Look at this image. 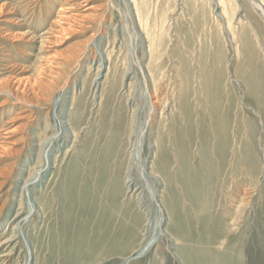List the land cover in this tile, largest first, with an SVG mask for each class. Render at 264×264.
I'll list each match as a JSON object with an SVG mask.
<instances>
[{
    "label": "rangeland",
    "instance_id": "obj_1",
    "mask_svg": "<svg viewBox=\"0 0 264 264\" xmlns=\"http://www.w3.org/2000/svg\"><path fill=\"white\" fill-rule=\"evenodd\" d=\"M38 1L26 20L21 0H0V57L19 65L0 75V129L12 133L0 130V245L18 243L0 264H264L255 2L91 0L85 27L42 45L60 4ZM156 3L169 10L159 62L134 6ZM149 64L163 68L155 83Z\"/></svg>",
    "mask_w": 264,
    "mask_h": 264
},
{
    "label": "bare ground",
    "instance_id": "obj_2",
    "mask_svg": "<svg viewBox=\"0 0 264 264\" xmlns=\"http://www.w3.org/2000/svg\"><path fill=\"white\" fill-rule=\"evenodd\" d=\"M55 2H57L58 4H60L59 5V8H58V11H57V13L55 14L56 16H55V18H54V20H52V23H51V27L46 31V32H44V34L45 35H47V37L46 38H44L43 37V39L42 40H44V41H42V45H43V43H45L46 41H48V37H49V35H52L53 33H56V32H58V31H56V30H58V29H56V28H59V29H61L60 30V32L61 31H66L67 29H69V28H71V27H75V26H80V29H82L83 27H85L84 25H86V24H84V23H86L87 21H89L90 20V18H93V16H95V7H94V5L93 4H91V3H89L91 0H54ZM144 1V0H143ZM163 1V0H162ZM254 2H255V5H256V8H258V10L261 12V14H262V16L264 17V0H253ZM142 1H139V3H141ZM149 2V1H148ZM152 2V1H151ZM157 2V1H156ZM150 3V2H149ZM162 3V2H161ZM166 3V2H165ZM164 3V4H165ZM201 3V2H200ZM219 5H220V3H222V0H219ZM3 4V3H2ZM61 4H63V5H61ZM133 4V3H132ZM147 4V3H146ZM192 4H195L194 2L192 3ZM203 4V3H202ZM39 5H40V3H39V1L37 2V0H21V2L19 3V6H21L22 8H23V11H25V12H28L29 14L27 15V18H26V20H28V19H32V18H34V15L38 12L37 10L38 9H40V7H39ZM149 5H151V4H149ZM44 6V5H43ZM42 6V7H43ZM134 6H135V11L137 12V21H138V26H139V29H140V31L144 34V37H145V39L147 40V43H148V46H149V50H150V52H151V59H150V61H152V60H158V62H159V60L161 61V57H162V54H163V50H164V48H162V47H160L157 43H159L160 44V40L157 38V36H159V35H161L162 33H164L165 32V27H166V22H167V20L169 19V18H167L168 16H169V14H168V11H167V8L163 5V4H159V3H156V5H154V7L153 8H151V11L150 10H148V5H147V7L146 6H142V5H136V4H134ZM198 6V5H197ZM0 7H3V9L5 8L3 5H1L0 4ZM132 7H133V5H132ZM152 7V6H151ZM202 7V6H201ZM141 8H143V9H147V11H148V19L145 21L144 19H142V14H141V11H142V9ZM194 8V7H193ZM28 9V10H27ZM150 9V8H149ZM1 10V9H0ZM133 10V9H132ZM141 10V11H140ZM161 10H163V12L164 13H162L161 12ZM140 11V12H139ZM144 11V13L146 12L145 10H143ZM173 11V10H172ZM3 13V12H2ZM135 13V12H134ZM143 13V12H142ZM144 13H143V15H144ZM195 13H196V11H195ZM43 14V13H42ZM25 15V14H24ZM146 15V13H145V15L144 16H147ZM0 16H2L1 14H0ZM38 16V15H37ZM223 17H224V15H222ZM98 17V16H97ZM4 18V17H3ZM21 18V17H20ZM17 19V18H16ZM95 19V18H94ZM99 19V18H98ZM224 19V18H223ZM6 21L5 22H7V23H11L13 20H15V18L14 19H10V18H8V19H5ZM21 20V19H20ZM20 20H18V21H20ZM136 20V19H135ZM33 21V20H32ZM4 22V23H5ZM21 22H24V20L23 21H21ZM27 22V21H26ZM35 22V21H34ZM241 22V21H240ZM232 23V22H231ZM0 24H1V22H0ZM19 24V23H18ZM3 25H5V24H3ZM10 24H8V25H5V26H9ZM20 25V24H19ZM27 25V24H26ZM36 25V24H35ZM203 25V24H202ZM205 25V24H204ZM232 25H233V23H232ZM37 26V25H36ZM41 26V24H39L38 25V27H40ZM83 26V27H82ZM32 27V26H31ZM37 27V28H38ZM82 27V28H81ZM236 27V26H235ZM2 29V28H1ZM6 29V28H5ZM211 29V28H210ZM222 29H223V27H222ZM225 29H226V27H225ZM199 30H200V28H199ZM212 30H214V29H212ZM74 30H72V32H73ZM203 31V30H202ZM219 31V30H218ZM5 32H7V31H5ZM9 32V31H8ZM27 32V31H26ZM25 32V33H26ZM59 32V33H60ZM215 32V31H214ZM1 33V32H0ZM3 33V32H2ZM20 33V32H19ZM24 33V32H23ZM28 33V32H27ZM69 33H70V31H69ZM74 33H77V32H74ZM201 33H203V32H201ZM213 33V32H212ZM211 33V34H212ZM10 34V33H9ZM29 34V33H28ZM32 34H34V31H33V33ZM38 34V33H37ZM43 34V35H44ZM227 34V33H226ZM229 34H230V36H231V41L230 42H232L233 44H234V46L236 45V47L240 44V41H239V37L237 38V36H236V34L234 33L233 34V31H232V29L230 30V32H229ZM6 35V34H5ZM57 35H59V34H57ZM201 35V34H200ZM13 36V35H12ZM19 35H17V37H18ZM30 36H31V34H30ZM56 36V35H55ZM203 36V35H202ZM205 36V35H204ZM209 36V35H208ZM10 37H11V35H10ZM15 37V36H14ZM20 37V36H19ZM18 37V38H19ZM22 37V36H21ZM28 37V36H27ZM33 37H35V35H33ZM206 37H207V35H206ZM16 38V37H15ZM50 38H53L52 36L50 37ZM208 38V37H207ZM19 39H21V38H19ZM23 39H24V37H23ZM31 39V38H30ZM17 40V39H16ZM206 40V39H205ZM29 41V40H28ZM51 41V40H50ZM49 42V41H48ZM204 43V42H203ZM230 44V43H229ZM162 46H164V45H162ZM233 46V45H232ZM216 47V46H215ZM239 47V46H238ZM8 48V47H7ZM225 48H226V45H225ZM224 48V49H225ZM241 48V47H240ZM239 48V49H240ZM10 49V48H9ZM220 49V48H219ZM222 49H223V47H222ZM221 49V50H222ZM235 49V48H234ZM238 49V50H239ZM7 50V49H6ZM149 50H147V51H149ZM221 50H220V53H221ZM240 51H241V49H240ZM5 52H7V51H4V53H1V57H0V61L2 62V63H4V65L2 64L1 66H3V67H1L2 69H0V75H3L4 73H7V72H11V71H9V70H15L16 68H17V66H19V65H16V62H13L12 61V58L13 57H11V55H10V51L9 52H7V53H5ZM218 52V51H217ZM223 52V51H222ZM235 52H237V51H235ZM242 52V51H241ZM12 53V52H11ZM220 55H222V53L220 54ZM240 56V55H239ZM74 57V56H73ZM149 57V58H150ZM232 57V56H231ZM47 58H49V57H47ZM233 58V57H232ZM51 59V58H50ZM71 59H73V58H71ZM234 59V58H233ZM70 60V59H69ZM235 60V59H234ZM242 60V59H241ZM254 60V59H253ZM48 61V60H47ZM239 61V60H238ZM45 62H46V60H45ZM51 62V61H50ZM50 62H49V64H50ZM67 62V61H66ZM155 62H157V61H155ZM241 63H242V61H240ZM153 63V62H152ZM151 63V64H152ZM238 63V62H237ZM51 64H53V61H52V63ZM50 64V67L51 66H54L55 64H56V67H57V65L59 66V65H61L62 66V64H61V62L59 63L58 62V64L57 63H55L54 65H51ZM64 64V63H63ZM150 65V64H149ZM21 67H22V65H20ZM46 66H47V64H46ZM49 66V65H48ZM102 66V65H101ZM49 67V68H50ZM55 67V66H54ZM99 67V66H98ZM222 67V66H221ZM44 68H46V67H44ZM51 68H53V67H51ZM19 69V68H18ZM41 69V68H40ZM56 69V68H55ZM58 69V68H57ZM50 70V69H49ZM42 70H40V72H37V74L39 73V78H41V73H43V72H41ZM43 71H46V70H43ZM47 71H48V69H47ZM52 71V70H51ZM51 71H49V72H51ZM98 71H99V69H98ZM146 73H147V78H149L151 81H153V83H155L158 79V75L160 74V72H162L163 71V68L161 67V66H159V64L157 65H150L147 69H146ZM25 72V71H24ZM56 72V71H55ZM45 73V72H44ZM100 73V72H99ZM182 73V72H181ZM56 74V73H55ZM183 74V73H182ZM45 75H46V73H45ZM180 75V74H179ZM49 76V75H48ZM53 75H50V77H52ZM96 76H97V74H96ZM13 77V76H12ZM55 77V76H54ZM38 78V79H39ZM46 78V77H45ZM145 78V77H144ZM38 79H36V82H34L35 84H34V86L32 85V87H34V89H38L39 90V94L40 95H44V94H46L48 91H49V87H48V85H47V83L45 84V83H43L42 81H40V80H38ZM41 79H43V77L41 78ZM48 79V78H47ZM55 79H57V78H55ZM55 79H53V80H55ZM46 80V79H45ZM50 80V79H49ZM57 80H59V79H57ZM10 81V80H9ZM17 82V81H16ZM19 82V81H18ZM54 82V81H53ZM51 83H52V81H51ZM55 83V82H54ZM7 84V83H6ZM50 86H51V84H49ZM53 85V84H52ZM55 85V84H54ZM168 85V84H167ZM3 86H5V85H3ZM6 87V86H5ZM167 87V86H166ZM31 88V87H30ZM54 89V88H53ZM5 90V89H4ZM7 90V89H6ZM9 90V89H8ZM31 90L33 91V89L31 88ZM29 91H30V89H29ZM35 91H37V90H35ZM17 92H18V90H17ZM49 93V92H48ZM37 94H38V92H37ZM45 96V95H44ZM1 110V109H0ZM2 114H3V112H2ZM132 116V115H131ZM10 122V121H9ZM5 129V130H4ZM1 131H5L3 134H8V133H11V132H9V128H3V130L2 129H0ZM0 131V134H2V132ZM12 131V130H11ZM6 132H8V133H6ZM12 134V133H11ZM4 137V136H3ZM6 137V136H5ZM7 137H9V135L7 136ZM47 137V136H46ZM8 139V138H7ZM6 140V139H5ZM9 146V145H8ZM0 149H1V147H0ZM6 152V151H5ZM234 152V151H233ZM264 157V156H263ZM263 177V176H262ZM242 188V187H241ZM250 189V188H249ZM162 206V205H161ZM1 214H2V212L0 211V217H1ZM23 216V213H21V212H17V214H16V216H15V222L16 221H18L21 217ZM14 227H16V229H17V227H18V224H16V226H14ZM14 241V237H10V238H8V240L7 241H5L4 243H2V245H0V249L1 248H4L6 245L8 246L7 247V249H6V251H8V249L12 246V242ZM10 244V245H9ZM17 246H18V243H16L12 248H11V250H9L8 252H10V253H12L16 248H17ZM30 247V246H29ZM6 253V252H5ZM6 256H10V254L8 253V254H4L2 257H6ZM126 259V258H125Z\"/></svg>",
    "mask_w": 264,
    "mask_h": 264
}]
</instances>
